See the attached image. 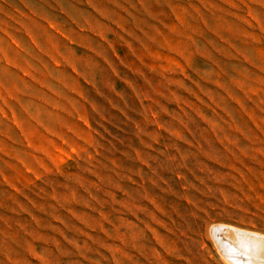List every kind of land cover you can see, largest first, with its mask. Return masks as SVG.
<instances>
[{"label":"rangeland","instance_id":"obj_1","mask_svg":"<svg viewBox=\"0 0 264 264\" xmlns=\"http://www.w3.org/2000/svg\"><path fill=\"white\" fill-rule=\"evenodd\" d=\"M219 224L264 235V0H0V264H227Z\"/></svg>","mask_w":264,"mask_h":264},{"label":"bare ground","instance_id":"obj_2","mask_svg":"<svg viewBox=\"0 0 264 264\" xmlns=\"http://www.w3.org/2000/svg\"><path fill=\"white\" fill-rule=\"evenodd\" d=\"M238 229L219 224L211 234L227 264H264V235Z\"/></svg>","mask_w":264,"mask_h":264}]
</instances>
